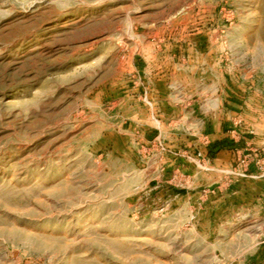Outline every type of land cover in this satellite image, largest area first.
I'll return each instance as SVG.
<instances>
[{
    "label": "rangeland",
    "instance_id": "1",
    "mask_svg": "<svg viewBox=\"0 0 264 264\" xmlns=\"http://www.w3.org/2000/svg\"><path fill=\"white\" fill-rule=\"evenodd\" d=\"M0 264H264V0H0Z\"/></svg>",
    "mask_w": 264,
    "mask_h": 264
}]
</instances>
